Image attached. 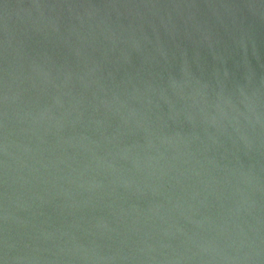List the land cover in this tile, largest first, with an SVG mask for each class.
Wrapping results in <instances>:
<instances>
[{"label": "water", "instance_id": "water-1", "mask_svg": "<svg viewBox=\"0 0 264 264\" xmlns=\"http://www.w3.org/2000/svg\"><path fill=\"white\" fill-rule=\"evenodd\" d=\"M0 264H264V0H0Z\"/></svg>", "mask_w": 264, "mask_h": 264}]
</instances>
